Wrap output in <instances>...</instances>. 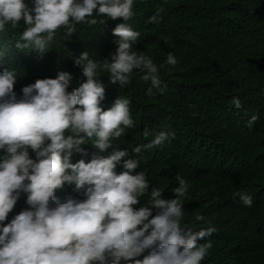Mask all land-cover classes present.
I'll list each match as a JSON object with an SVG mask.
<instances>
[{
    "label": "clouds",
    "instance_id": "obj_1",
    "mask_svg": "<svg viewBox=\"0 0 264 264\" xmlns=\"http://www.w3.org/2000/svg\"><path fill=\"white\" fill-rule=\"evenodd\" d=\"M143 10L178 43L144 35ZM21 22L15 47L38 57L58 35L110 53L69 55L78 87L59 67L20 74L18 94L0 50V264H246L255 224L226 195L253 196L214 182L264 145V0H0V32ZM137 73L145 107L127 90Z\"/></svg>",
    "mask_w": 264,
    "mask_h": 264
},
{
    "label": "trees",
    "instance_id": "obj_2",
    "mask_svg": "<svg viewBox=\"0 0 264 264\" xmlns=\"http://www.w3.org/2000/svg\"><path fill=\"white\" fill-rule=\"evenodd\" d=\"M141 14L144 17V20L142 22L144 35L156 36L160 33L162 27H165L169 31V36L171 37V39L175 43H178V34H180L181 32L180 27L173 26L168 23H163L159 19L155 22L150 21L149 17L153 15H150L144 10L141 11ZM22 27L23 24L21 22L16 26L8 25L6 26L4 32H0V50H3L5 54L4 66L9 69L15 68L18 77H20L14 85V90L18 94L20 93L21 87L25 85V80L20 76V74H27L31 76L32 81L34 82V76L46 72L52 73L53 71L58 70L59 67H65L66 71L70 72L71 75L76 77L75 81H77L78 84L75 87H78L85 78L82 76L80 68L73 64L72 58L69 55H71V53L78 55L77 53L83 50H87L90 56L96 59H102L101 56H107L110 53H107L105 51L108 47L104 44V42L101 46L92 47L88 45L86 40L82 39V42L78 40L77 33H74L77 37L76 43L74 41L75 38L73 37H69V39L65 41L61 36L58 35L55 43L53 44V46L57 47L58 52L52 56L51 48L49 52L45 53L42 57H38L36 54L32 53L30 49H17L15 47V42L19 38ZM85 30L99 33L97 27L95 26L86 27ZM261 38L262 36L258 38V41H261ZM104 39L110 45V39H108L107 35H105ZM19 54L20 62L14 63L15 59L13 58ZM189 63L192 66L203 65L202 63H199L196 58H192ZM165 71V69H160V78L164 77ZM172 73L177 74L178 71L172 70ZM107 78L108 75L105 73L104 75L99 77V80L104 84L108 80ZM140 81L143 80L140 78V74L137 73L133 77L131 85L127 87V90H130L131 97H136V100L145 107L148 101H152V98H149L151 95H147L145 91H142L141 88L138 87ZM119 89L123 90V87H120ZM202 89L203 90L199 89L191 93V103L197 109L205 110L208 108L209 104V100L205 96L208 95V91L203 87ZM155 90L156 89H154L153 91ZM187 91L189 92L190 90ZM185 94H187V92ZM262 147L263 148L256 149V151L258 152V157L254 158L252 162L251 160H247L245 161V164L241 163L240 166H238V170H236L235 173L239 174V177L237 176V174L234 175V173L233 175L235 177H233L232 175V178H223L214 182L221 186H226L227 184H229L231 186V191H247L253 196V205L251 207H246L239 203L238 199L235 202L232 197L226 195V198L231 200L229 201L230 203H235L233 205L235 207L234 211L243 214L244 218L250 224H255L253 229L246 236V241L248 244L246 264H264V145H262ZM75 156H78V154L74 155V157ZM208 181H211V178H208ZM65 188H69V186H66ZM64 189L57 190L55 193L61 202L64 200L66 194L65 192L61 195V192H63ZM223 199L225 200V198ZM224 205L225 202L223 206ZM23 207H26V205L24 204L23 197H21L17 201L12 212L9 213V218H11L12 215L18 213ZM231 209L232 206L229 208V212L231 211Z\"/></svg>",
    "mask_w": 264,
    "mask_h": 264
}]
</instances>
